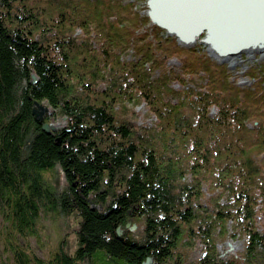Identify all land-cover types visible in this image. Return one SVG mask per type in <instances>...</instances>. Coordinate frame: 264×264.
Here are the masks:
<instances>
[{
	"label": "trees",
	"instance_id": "obj_1",
	"mask_svg": "<svg viewBox=\"0 0 264 264\" xmlns=\"http://www.w3.org/2000/svg\"><path fill=\"white\" fill-rule=\"evenodd\" d=\"M121 2L0 0V218L12 231L9 250L20 264H78L99 249L127 264H238L222 261L212 243L234 230L246 237L245 262L264 264V230L256 223L264 218V150L248 151L259 142L264 149V76L261 86L243 90L223 65L192 53L195 61L185 56L183 65L205 74V88L197 92L194 82L173 89L184 79L166 66L163 50L180 51L173 37L153 51V35L135 27L144 28L149 16ZM119 9L129 14L123 22ZM136 16L125 33L112 27L111 19L122 29ZM132 97L143 98L155 116L157 130L146 127L157 135L154 145L112 113ZM34 101L56 109L66 126L44 131L31 114ZM55 168L61 186L44 178ZM73 214V254L65 238L45 262L34 254L27 261L12 245L13 232L37 236L45 232L36 227L42 220ZM196 240L205 241V254L191 262L178 250H191Z\"/></svg>",
	"mask_w": 264,
	"mask_h": 264
},
{
	"label": "rangeland",
	"instance_id": "obj_2",
	"mask_svg": "<svg viewBox=\"0 0 264 264\" xmlns=\"http://www.w3.org/2000/svg\"><path fill=\"white\" fill-rule=\"evenodd\" d=\"M123 1L124 2H121L119 4L121 5L123 3L124 5H126L125 6L126 8L129 7L127 6L128 3L130 4V6L133 5L132 9L134 10V12H138V14L136 13L137 16L138 15L142 16V13H146L148 10L146 0H123ZM108 5L112 8L115 7V5L114 4L111 5V3H109ZM122 7L125 8L124 6ZM122 14L126 15L127 13L125 10L122 11L121 9H119L117 16L118 17L121 16L119 17V19H121L119 21L121 22H123L122 18L126 19L125 16H122ZM127 16H129V14H127ZM137 16L134 20L135 21L134 23H131L129 21L127 23L124 22L126 23V26H123L124 28L122 29L120 28L119 21L111 19V22L113 21L112 27H114L117 30L118 29L121 30L122 33H125L126 31L131 30L132 28L131 26L134 27L137 24L136 23L138 21L136 20ZM154 25L155 24L152 23V21H150L144 24V28H143V24L140 25L138 24V26L135 27L139 28L140 33H143L141 34L143 35V37L144 35L147 36L153 35V39H152L153 42H150L149 44L150 48L153 51H155L154 49H158L159 51L163 50L162 47L161 50L159 49V46H157V44H159L160 42L158 43L157 41H165L164 39L166 36L173 37L170 38V42L176 45V47H178L180 51L171 52V51L163 50V52H165L168 55L166 59V66L167 67L169 66L171 68V71L176 70L177 73L178 72L181 73V76L184 78L182 79L183 85L180 84L179 82L173 81L171 86L175 90L182 88L185 91L186 87L188 86L187 84L188 83L194 84V82L197 84V88H198L196 90L197 92H200L201 89L205 88V83L202 80V77L205 74L202 73V71H194L195 69H191L190 67H186V66L184 67L183 65L187 60L185 56H187V58L188 56L191 57L188 58L191 59L190 62L195 61L196 57L194 58L192 53H194L195 56H198L197 53L203 54V56L207 57L208 60H210V62H215L219 65H223L224 69L226 70V73L229 76L230 79L229 81H232L234 86L239 87L240 89L243 90L250 88L253 84L254 87H257V83L259 84V78L264 76V74H262L264 73V56L259 51L253 54L250 52V50H243L239 54L228 55L226 57L227 60L218 59L216 56H214L209 52L208 50L209 46L207 44H203L200 41L204 35V32L200 34V36L198 37V39H196L195 42L188 45H184L178 42L177 38L174 35H168L166 31L162 32L164 37L158 34L156 29L153 27ZM149 26L150 28L148 31L150 33L145 34ZM155 34H158L159 37L156 36ZM138 43H140V39H138ZM188 49L192 51L186 52V50ZM130 56L132 55L123 54L121 56V60H123L124 62H130L132 61V58ZM197 60H200V58H197ZM232 60L234 62H232ZM196 68H198L199 70L202 69L201 65L200 67L199 65L198 67L196 66ZM183 72H185V74H182ZM261 84H264V82H261ZM261 84H259V86H261ZM137 99L138 98L132 97V99H130V102H121L120 104L117 105L114 104L115 106L113 107L116 110H113L112 113L116 115L118 124H121V122H127L132 126L133 129H137L142 135L141 140L144 141L143 142L144 145H148L149 142H151L150 145H154L157 143L156 142L157 135L150 133V129L146 130V127H149L150 124L153 125L157 124L155 116L151 114L150 112L151 108H148L143 98H139L138 100ZM41 104L45 106L48 110L46 113H44L45 114L44 119L43 122L41 123L49 124L53 128V130H51L50 132H55L58 129H62L66 126L65 117H62L57 112L56 109H54L51 106H48L45 102ZM208 111L210 112L209 115L210 114L213 115L216 109L214 106H211L208 108ZM248 128L250 127L248 126ZM155 129L157 130V126ZM151 135H154V137L151 138ZM259 143L255 144L254 146H251L248 149V151L252 154H254L255 152H256L255 154H257V152L260 150L263 151L264 150L263 145H260ZM262 156L263 155L261 154L260 158ZM43 175L44 178L47 180V182L53 186H57V185L61 186L64 183V179L59 168H55L52 171L50 170L48 172H44ZM204 189H206V194L203 193L204 195L200 197L201 198L200 200H202L203 202L206 201L208 197L207 191L209 192L210 190L208 188V184H205ZM223 199L225 198L224 197L219 198L218 201L219 202L224 201ZM91 208H94L92 204H91ZM78 220L79 218H77V216H75L74 214L66 218L55 216L54 218H50V220L44 219L40 223H38L36 227L39 230L42 228V226L45 225L44 227L45 234L39 230L38 231L39 234L37 236L35 235V236H29L27 238H22L16 232H13L14 239L12 238V245L14 246L17 245V249L26 252L27 261L30 260V258H32L34 254L40 260L45 262V260L47 261L48 259L53 258L55 252L58 250L60 241L63 238H65L67 241V251L73 254L77 247V241L74 231L76 229ZM129 223L130 222H128L127 224ZM256 223L259 225V228L257 229L258 232H263L262 230H264V218L261 217V215L257 218ZM130 225L131 223L129 224L130 228L132 229H134V227L136 228L135 225H131V226ZM8 228L9 227L4 223L2 218H0V264H20L17 261L16 257H14L12 255V252L9 250L10 243L7 239L8 238L7 235L11 234L12 231H10ZM233 232H235V235H233L232 230H230V233L226 235L222 234V237L219 236L216 239V241L214 240L215 242L213 241L212 243L214 244V246H216L217 252L222 261L228 262L231 260V258H235L238 261V264H240V262L241 264H247L244 258L242 257L245 249L244 243L246 242V237L242 238L243 236H240L238 232L234 230ZM46 236H48L47 239ZM204 243L205 241L202 242L201 240H196L193 246L191 245L189 246L190 247L189 249L191 250H186V244H185V246L184 245L180 246L178 251H181L182 249L187 251L188 252L187 256L190 258L189 260L191 262H195L201 259L205 254L206 245ZM31 264H35V263L33 262ZM78 264H127V263L124 260L110 259L107 257V254L105 253L104 250L99 249L92 254L91 258L88 261L78 262ZM149 264H153L152 259Z\"/></svg>",
	"mask_w": 264,
	"mask_h": 264
},
{
	"label": "bare ground",
	"instance_id": "obj_3",
	"mask_svg": "<svg viewBox=\"0 0 264 264\" xmlns=\"http://www.w3.org/2000/svg\"><path fill=\"white\" fill-rule=\"evenodd\" d=\"M156 12L179 27L184 34L200 21L218 19L219 24H215L218 38L227 35L239 36L240 39L264 36V0H156ZM208 46L211 54L227 60V56H220L211 45ZM217 47L225 51L230 46L219 43ZM244 50H250L253 54L259 51L264 56V47Z\"/></svg>",
	"mask_w": 264,
	"mask_h": 264
},
{
	"label": "water",
	"instance_id": "obj_4",
	"mask_svg": "<svg viewBox=\"0 0 264 264\" xmlns=\"http://www.w3.org/2000/svg\"><path fill=\"white\" fill-rule=\"evenodd\" d=\"M147 1V15L149 16L150 20L152 23L155 25L159 26L160 28L164 29L168 35H174L178 42L184 45L191 44L198 39L201 33L204 32L203 37L201 38V42L203 44H209L213 49L220 55V56H228V55H233V54H239L242 52L244 49H247L249 47H258L262 48L264 47V36L261 37H255V38H245V39H240L239 36L233 37L230 35L227 36H221L218 38V36L215 34V24H219L218 19L215 21L209 20V21H200L191 31L187 34H184L182 30H180L179 27L176 25L170 23L169 21L165 20L163 17L158 15V12H156V0H146ZM222 43L227 46H230L228 50L225 49V51L220 50L217 47V44ZM32 83H35L37 81V77L32 74ZM48 110L45 106H43L41 103L34 101L32 104L31 108V114L33 118L41 123L43 122L44 119V113H46ZM42 124V129L49 133L53 128L47 124V123H41ZM90 203L95 207V204L93 203V200L90 199ZM129 227V224L126 225ZM135 228V227H134ZM118 235L121 234V230L118 228L117 231ZM151 262V259H148V261L144 264H149Z\"/></svg>",
	"mask_w": 264,
	"mask_h": 264
}]
</instances>
